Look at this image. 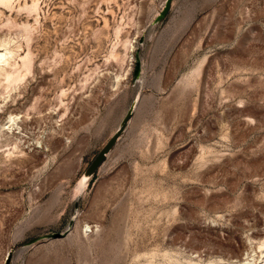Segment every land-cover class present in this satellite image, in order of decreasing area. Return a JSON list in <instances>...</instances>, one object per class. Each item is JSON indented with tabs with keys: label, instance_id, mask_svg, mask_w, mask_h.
<instances>
[{
	"label": "rangeland",
	"instance_id": "obj_1",
	"mask_svg": "<svg viewBox=\"0 0 264 264\" xmlns=\"http://www.w3.org/2000/svg\"><path fill=\"white\" fill-rule=\"evenodd\" d=\"M164 1L0 0V264H264V0Z\"/></svg>",
	"mask_w": 264,
	"mask_h": 264
},
{
	"label": "water",
	"instance_id": "obj_2",
	"mask_svg": "<svg viewBox=\"0 0 264 264\" xmlns=\"http://www.w3.org/2000/svg\"><path fill=\"white\" fill-rule=\"evenodd\" d=\"M171 2H172V0H165L164 1L163 7L159 11L158 16H156L154 18V22L160 21V20H162L166 16V14L169 11ZM139 69H140L139 61L138 60H135V62H134V70H135V72L136 73L139 72ZM138 97H139V95L136 96V98L134 100V105L132 106L131 111L128 112L123 117L122 123H121L122 126L119 128L118 132L115 133L113 135V137L109 140V142H110L109 147L107 148V147L104 146L97 153L96 157L93 159L92 163L90 164V168H89V170H91L90 172L94 171L101 164V162L104 160V158L107 155V153L109 152V150L112 148V146L116 142V140H117L118 136L120 135L122 129L124 128L125 124L129 122V120H130V118L132 116V113H133V111H134V109L136 107V104L138 102ZM66 232H67V230L64 231V232H52L47 237L49 239H60V238H63L65 236ZM33 242H35V240L28 242L26 246L31 245ZM10 260H11V253L9 252L7 254V256H6L5 264H10Z\"/></svg>",
	"mask_w": 264,
	"mask_h": 264
},
{
	"label": "bare ground",
	"instance_id": "obj_3",
	"mask_svg": "<svg viewBox=\"0 0 264 264\" xmlns=\"http://www.w3.org/2000/svg\"><path fill=\"white\" fill-rule=\"evenodd\" d=\"M3 1H4V0H3ZM3 57H4V53H0V61L2 60ZM23 58H24V57H23ZM3 59H5V58H3ZM24 59H25V58H24ZM26 59H27V58H26ZM5 60H6V59H5ZM5 60H4V61H5ZM25 62H26V60L24 61L23 64H25ZM26 67H27V63H26ZM27 68H28V67H27ZM15 70H16V69H15ZM15 70H14V71H15ZM14 71H13V72H14ZM5 74H6V73H5ZM7 75H8V74H7ZM8 77H9V76H8ZM108 147H109V145H108ZM76 192H77V191H76ZM74 196H75V195H74Z\"/></svg>",
	"mask_w": 264,
	"mask_h": 264
}]
</instances>
